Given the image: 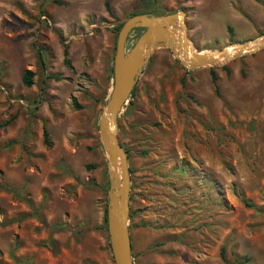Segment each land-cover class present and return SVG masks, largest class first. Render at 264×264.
Listing matches in <instances>:
<instances>
[{"label": "rangeland", "instance_id": "obj_1", "mask_svg": "<svg viewBox=\"0 0 264 264\" xmlns=\"http://www.w3.org/2000/svg\"><path fill=\"white\" fill-rule=\"evenodd\" d=\"M146 2L0 0V264H113L97 123L121 21L182 12L190 47L205 55L264 33L252 0ZM117 142L129 168L128 234L143 248L134 264H224L220 250L227 264H264V50L192 71L156 50L118 115ZM140 224L164 242L145 247L153 235Z\"/></svg>", "mask_w": 264, "mask_h": 264}, {"label": "water", "instance_id": "obj_2", "mask_svg": "<svg viewBox=\"0 0 264 264\" xmlns=\"http://www.w3.org/2000/svg\"><path fill=\"white\" fill-rule=\"evenodd\" d=\"M119 24L121 27L116 33L111 64V91L98 118L97 132L108 167L105 223L112 262L132 264L127 228L129 168L126 153L117 142V118L128 101L142 68L151 54L159 49H166L187 71L211 68L221 59L226 61L264 50V33L247 43L232 44L205 55L190 47L182 12L160 17L140 14ZM135 29L142 32L125 51L126 38ZM232 53L235 54L231 56ZM117 170L118 177L114 175Z\"/></svg>", "mask_w": 264, "mask_h": 264}, {"label": "trees", "instance_id": "obj_3", "mask_svg": "<svg viewBox=\"0 0 264 264\" xmlns=\"http://www.w3.org/2000/svg\"><path fill=\"white\" fill-rule=\"evenodd\" d=\"M252 1L255 2V3H257V4H260V6L262 7V9L264 11V3L260 2L259 0H252ZM136 2L139 5H141L144 9L149 8V4L146 2V0H136ZM104 7H105V11L108 14V16L110 18H113V14L108 9L107 4H104ZM151 12H153V11H151ZM140 14H146V13H140ZM140 14H131L129 17L135 16V15H140ZM151 14L153 16H156V17L163 16L160 13H151ZM120 27H121L120 24L117 25L116 28L114 29V32L116 33L119 30ZM133 31H136L137 32V34L135 36V40H136V38L139 36V34L142 32V30H140V29H138V30H132L131 32H133ZM226 32L229 35V41H231L230 40L231 39V30L228 27L226 28ZM129 34H128L127 38H126V41H127L128 37H129ZM130 47H131V45L128 46V49ZM62 58H63L62 59L63 66L70 70L71 69L70 63H69V60L67 59V52L65 50L62 51ZM108 75H109V78L111 79V68L108 69ZM32 77H33V73L32 72L26 71V70L23 71L22 72V75H21V78H20V84H21V86L24 87V88H26V89L27 88H30L31 85H32V83H31ZM209 78H210V82H211V85H212V88H213L214 95L217 97L218 96V91H217V86H216V78H215V76H214V74H213V72L211 70H209ZM132 96H133V90H132V92H131V94L129 96V100L131 99ZM128 104H129V106H131L130 101L128 102ZM71 106H72L73 110H75V111H78V110L81 109V107L75 103L74 99H72V101H71ZM42 142H43V145L44 146L48 147L47 132H46V130L44 128L42 129ZM120 146L122 147V145H120ZM122 149L124 150L123 147H122ZM125 153H126V156H127V152L126 151H125ZM141 153H142V155H146L145 152H141ZM86 168L87 169H92V167H90V166H87ZM181 172H184V171H181ZM128 218H129V215H128ZM103 223L105 224V210L103 212ZM140 227L141 228H148L150 230H155V231L156 230H159L155 226H149L147 224H140ZM219 258H220V260H221L222 263L227 264L226 263V260H225V258L223 256V251L222 250L219 251ZM236 264H240V263H236Z\"/></svg>", "mask_w": 264, "mask_h": 264}, {"label": "crops", "instance_id": "obj_4", "mask_svg": "<svg viewBox=\"0 0 264 264\" xmlns=\"http://www.w3.org/2000/svg\"><path fill=\"white\" fill-rule=\"evenodd\" d=\"M105 56H104V58H103V60H102V67H101V70L102 71H105L108 67H107V63H106V61H105ZM137 83V82H136ZM149 231V230H148ZM150 233H151V235H153V236H148V240H147V242H146V246L145 247H149V246H151V245H153V244H161L162 242H164V241H162V240H160V241H157V243L153 240L154 239V237H158L160 234L159 233H157V232H154V231H152V230H150L149 231ZM129 235V234H128ZM129 240H130V254H131V261L134 259L133 258V254L134 253H136V254H139V252H140V249H143L141 246H140V242H138L137 240H135L134 238H132L131 237V235H129ZM154 241V242H153ZM132 264H134V262L132 261Z\"/></svg>", "mask_w": 264, "mask_h": 264}, {"label": "bare ground", "instance_id": "obj_5", "mask_svg": "<svg viewBox=\"0 0 264 264\" xmlns=\"http://www.w3.org/2000/svg\"><path fill=\"white\" fill-rule=\"evenodd\" d=\"M234 54H235V53H232L231 56H233ZM222 61H223V59L219 60L216 64H220ZM111 172H112V171H111ZM114 174H115V176H116V175H119V171L117 170ZM116 177H118V176H116Z\"/></svg>", "mask_w": 264, "mask_h": 264}]
</instances>
